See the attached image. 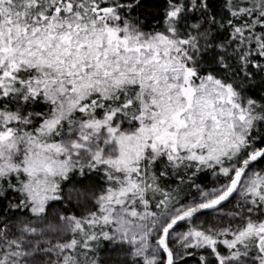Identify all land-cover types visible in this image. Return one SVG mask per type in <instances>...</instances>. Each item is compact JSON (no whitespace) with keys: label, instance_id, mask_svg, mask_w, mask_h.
<instances>
[{"label":"snow or ice","instance_id":"1","mask_svg":"<svg viewBox=\"0 0 264 264\" xmlns=\"http://www.w3.org/2000/svg\"><path fill=\"white\" fill-rule=\"evenodd\" d=\"M0 264H264V0H0Z\"/></svg>","mask_w":264,"mask_h":264}]
</instances>
